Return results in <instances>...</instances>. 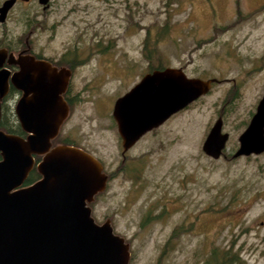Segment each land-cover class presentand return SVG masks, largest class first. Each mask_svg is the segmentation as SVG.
I'll return each instance as SVG.
<instances>
[{
	"label": "rangeland",
	"instance_id": "obj_1",
	"mask_svg": "<svg viewBox=\"0 0 264 264\" xmlns=\"http://www.w3.org/2000/svg\"><path fill=\"white\" fill-rule=\"evenodd\" d=\"M19 5L8 39L22 45L29 36L34 51L63 57L74 74L80 97L59 139L102 164L105 187L91 214L125 239L128 264H264V200L254 201L264 190V160L233 158L264 82V0H51L46 11L37 0L25 11ZM25 13L37 16L30 35L19 17ZM158 65L220 81L143 135L124 159L113 104ZM89 79L99 85L95 92ZM220 115L229 138L213 159L202 146Z\"/></svg>",
	"mask_w": 264,
	"mask_h": 264
},
{
	"label": "water",
	"instance_id": "obj_2",
	"mask_svg": "<svg viewBox=\"0 0 264 264\" xmlns=\"http://www.w3.org/2000/svg\"><path fill=\"white\" fill-rule=\"evenodd\" d=\"M14 2L5 0L0 6V21ZM5 57L6 51L0 49V66ZM16 62L20 70L12 80L24 91L16 114L27 136L0 131V264H128L125 239L114 232L108 220L97 223L91 214L89 204L105 187L102 164L94 154L75 145L52 146L51 140L68 112L59 92L66 86L69 70H57L29 54L19 55ZM31 68L43 86L40 93L32 90L28 96ZM7 76L8 71H0V81L4 77L5 83ZM53 81H60V85L50 94L45 84ZM211 82L189 77L182 68L171 66L145 73L114 103L112 114L122 151L205 94ZM3 94L0 88V97ZM221 127L218 118L202 146L213 158L219 156L228 137ZM262 127L264 95L235 155L250 153L252 145H264ZM35 155L42 156L36 165L41 177L22 186Z\"/></svg>",
	"mask_w": 264,
	"mask_h": 264
},
{
	"label": "flooded vegetation",
	"instance_id": "obj_3",
	"mask_svg": "<svg viewBox=\"0 0 264 264\" xmlns=\"http://www.w3.org/2000/svg\"><path fill=\"white\" fill-rule=\"evenodd\" d=\"M4 1L5 0H0V6L3 4ZM32 1H34V0H15V2L13 3V5L7 11V14L5 16L4 21H0V29L3 30V34L5 36V38H2L1 37L2 40L0 41V49H4L6 51V57L3 60L2 65L0 66V71L3 70V69L5 71H8V76L5 79V83H4V80H3V78L5 76L0 81V88H1V90H3V93H4L0 97V131H3L5 133H9V134H15V135H18V136H20L22 138H25L27 136V133L24 132L22 130V128H21V124H20V122L18 120V117H17V114H16V105H17L19 99L23 96L24 91L22 89H20V87H18L14 83V81L12 80V77L15 76V73H17L20 70V66L16 62V60L18 59V56L19 55H24V54L25 55H28L29 54V55H32L34 57V59L44 60L52 68H56L57 70H60L62 68H66V69L69 70L70 73H69L68 78H67L66 86L64 87V89H62L61 92H59V96L62 98V100L66 103V106L68 107L67 116H66V118H64L63 122L61 123L60 128L63 125V123L66 122V120L68 119L69 113H71V106H73L75 104L77 105V102H78L79 97H80V94L78 92H76L75 90H73V87L72 86L74 84V76H73L74 74L72 73L71 68L69 66H66V63H64L62 61L63 57H61V58H49V57L43 55L42 53H39V52L34 51L32 49L30 40L28 38L29 36L26 38L25 43L22 44V45L21 44H13L11 42V40L8 39V32H10L11 30L10 29L9 30L7 29V21L9 20V17L13 13V10L16 8V6L18 4H20L19 6L20 7H23L22 10L25 11V8L27 6H29V3L32 2ZM50 1L51 0H41V1L40 0H37L38 4L41 5V7H42V9L44 11H46L47 9H49V7H50ZM20 12H21V10H20ZM24 16H25V18H27L28 21L27 22L26 21H22V22H23V24H25V30H28V35H30V33L32 34V31H33V29H32L33 24L37 21V16L35 14L29 15V14L25 13V15L19 16V17H24ZM19 20L20 19H18V22H20ZM88 58H90V57H88ZM88 58L81 59L79 57H75V58H73V62L79 63L80 61H85V59H88ZM33 70L34 69L31 68L30 69V73L27 76L26 86H27L28 89L31 90L29 92L28 96H31L32 95V90H34L35 92L37 91V92L40 93L39 88L43 86L41 80H39V77H40L39 74L36 73ZM148 72H150V71H148ZM94 80L95 79H89V81H91V82L90 83L89 82H86V86L89 87V89L92 92H95L97 90V87L99 86L96 83H92V81H94ZM203 80H212L209 90L211 89V87L214 84H217L220 81L217 77H206ZM231 80L234 83H236V81H237L236 78H233ZM136 83H138V81ZM17 84L20 85V83H18V82H17ZM45 85H46V87H48L47 92L50 93V94H52V92L56 88L59 87L60 81H53L52 83H46ZM133 86H131L127 91H129ZM68 94H69V96H68ZM263 95H264V82H263V87L260 90L259 98L247 110V113H246V123L243 126V129L240 131V133L237 136L236 141L238 142V145H237V148L235 150V153H234L233 158H238V157H250L251 158V157H254L256 159H258V158L261 159L262 158L264 160V145L262 147L257 146V145H252L250 147H251V150H253V151H251L250 153H248V154L242 153V154H239V155H235L236 152H238L240 150V148H241V140H240V138H241L243 132L247 129V127L251 123V121L255 118V115L257 114V109H258L259 102L262 99ZM113 107H114V104H113ZM113 107H112V110H113ZM218 118H221V115L218 116L216 118V120ZM221 120H222V118H221ZM222 125H223V122H222ZM158 127H156V128H158ZM211 127H210V129H211ZM60 128H59V132H60ZM153 129H155V128H153ZM153 129H151L150 131H152ZM210 129H209V131H210ZM150 131H148V132H150ZM209 131H208V133H209ZM221 131L223 132L222 127H221ZM59 132L51 140L52 146H56V145H59V144H64V141H67V140H60L59 139ZM257 134H258V127L255 129V133H254L252 139L255 140L256 137H257ZM227 135H228V133H227ZM262 136L264 137V127H262ZM228 138H229V136L227 137L226 142L228 141ZM226 142H225L224 148L221 150V152H220V154H219V156L217 158H213L212 156H210L208 154H205V153L204 154L206 156L210 157V158L218 159L220 156H223V151H224V149L226 147ZM69 143H72V142L69 141ZM72 145H74V144L72 143ZM77 147H80V146H77ZM255 150H258V151H255ZM126 153H127V151H125V152L122 151V156L124 157V159L126 158ZM41 159H42V156L41 155H35L34 156V165L31 168V170L28 172V175L25 178V180L23 181V185L22 186L30 185V184L34 183L35 181H37L41 177L40 174L38 173L39 174V177L36 178L34 182L31 183V181H30L28 183V181H27L29 179V176L32 174V171L33 170H35L36 172H38L37 169H36V165H37V163ZM0 160H2L1 152H0ZM263 193H264V190L263 189L256 191L255 192L256 198L254 199V201L257 200V199H263L264 200ZM260 224H263V221H261Z\"/></svg>",
	"mask_w": 264,
	"mask_h": 264
},
{
	"label": "trees",
	"instance_id": "obj_4",
	"mask_svg": "<svg viewBox=\"0 0 264 264\" xmlns=\"http://www.w3.org/2000/svg\"><path fill=\"white\" fill-rule=\"evenodd\" d=\"M23 21H28L27 20V18H24V20ZM164 29L165 28H162L161 29V31L160 32H158V34L156 35V32L154 33L155 35H156V38H163L164 37V34H165V31H164ZM150 30H149V28L147 27V36H146V38H145V41H144V49H148V43H149V41H150ZM155 35H153L154 37H155ZM152 36V39L154 38ZM108 46H103L102 48L100 47L99 48V50L100 51H105L106 50V48H107ZM150 52L151 53H153V51H152V49H150ZM150 53V54H151ZM147 57V59H149L150 58V56H146ZM164 66H162V65H158L157 67H153V69H161V68H163ZM153 69H150V71L151 70H153ZM64 144H66V145H72V143H69V141H64ZM128 165H130V164H128ZM128 168L129 169H131L129 166H128ZM39 177V174H38V172H36L35 170H33L32 171V174L29 176V179L27 180L28 181V183L31 181V183L32 182H34L35 181V179L36 178H38Z\"/></svg>",
	"mask_w": 264,
	"mask_h": 264
}]
</instances>
